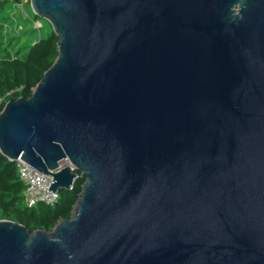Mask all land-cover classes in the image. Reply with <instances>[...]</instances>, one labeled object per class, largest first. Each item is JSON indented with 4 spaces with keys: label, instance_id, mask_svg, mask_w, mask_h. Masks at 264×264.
<instances>
[{
    "label": "water",
    "instance_id": "1",
    "mask_svg": "<svg viewBox=\"0 0 264 264\" xmlns=\"http://www.w3.org/2000/svg\"><path fill=\"white\" fill-rule=\"evenodd\" d=\"M28 1L58 53L0 153L84 181L51 230L0 219V264H264V0Z\"/></svg>",
    "mask_w": 264,
    "mask_h": 264
},
{
    "label": "trees",
    "instance_id": "2",
    "mask_svg": "<svg viewBox=\"0 0 264 264\" xmlns=\"http://www.w3.org/2000/svg\"><path fill=\"white\" fill-rule=\"evenodd\" d=\"M7 2L14 5L20 0H0V111L8 100L29 97L32 88L58 53V37L52 25L48 23L49 30L41 34L44 27L41 19L44 18L36 14L28 17L22 32L7 31L4 24L12 23H4L6 17L3 12ZM33 20L40 21L39 30L33 27ZM36 31L38 37L33 40L32 35ZM25 37L27 42L20 44ZM83 181V178L77 177L70 189H60L59 199L53 206L37 203L27 207L23 202L24 185L18 178L15 163L0 153V219L18 222L29 232L37 228L51 230L57 221L71 216Z\"/></svg>",
    "mask_w": 264,
    "mask_h": 264
},
{
    "label": "built area",
    "instance_id": "3",
    "mask_svg": "<svg viewBox=\"0 0 264 264\" xmlns=\"http://www.w3.org/2000/svg\"><path fill=\"white\" fill-rule=\"evenodd\" d=\"M33 27L37 30L40 29L41 23L38 20H33ZM16 172L19 180L24 185L23 190V202L27 207H32L37 203H44L53 206L59 199V190L54 192L49 190L48 187L52 181V177L49 174H44L27 162L17 157L14 160ZM68 166L74 171V165L67 158H63L58 163V168ZM79 173H76V178ZM72 187V185H71Z\"/></svg>",
    "mask_w": 264,
    "mask_h": 264
},
{
    "label": "rangeland",
    "instance_id": "4",
    "mask_svg": "<svg viewBox=\"0 0 264 264\" xmlns=\"http://www.w3.org/2000/svg\"><path fill=\"white\" fill-rule=\"evenodd\" d=\"M33 14H34L33 10L31 8V5H30L28 0H20V2L14 4V5H11L10 2H7L5 4L4 12H3V15L6 17L5 18L6 20L4 23L10 22V21H12V23L11 24L7 23L6 26L4 24V28L7 31L15 30L16 32L19 31V33H20L23 31L24 24L27 22V19L29 20L28 17L33 16ZM41 21L43 22L44 27L41 28L40 33L44 34L46 31L49 30L50 25L48 24L49 23L48 21L47 22L45 21V19H41ZM28 27H30V25ZM9 36H11V35H9ZM37 37H38V32L36 31L35 34L32 35V39L36 40ZM25 42H27L26 37L21 40L20 44H24ZM16 45H18V42Z\"/></svg>",
    "mask_w": 264,
    "mask_h": 264
}]
</instances>
